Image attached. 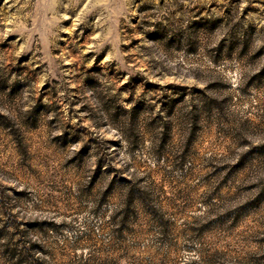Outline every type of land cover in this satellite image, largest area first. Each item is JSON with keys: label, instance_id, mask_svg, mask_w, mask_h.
I'll return each instance as SVG.
<instances>
[{"label": "rangeland", "instance_id": "rangeland-1", "mask_svg": "<svg viewBox=\"0 0 264 264\" xmlns=\"http://www.w3.org/2000/svg\"><path fill=\"white\" fill-rule=\"evenodd\" d=\"M0 264H264V0H0Z\"/></svg>", "mask_w": 264, "mask_h": 264}]
</instances>
